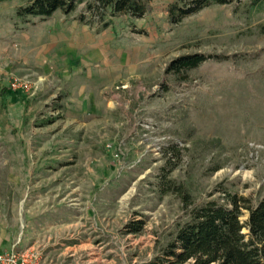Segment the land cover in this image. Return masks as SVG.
Masks as SVG:
<instances>
[{"label":"rangeland","instance_id":"374dc122","mask_svg":"<svg viewBox=\"0 0 264 264\" xmlns=\"http://www.w3.org/2000/svg\"><path fill=\"white\" fill-rule=\"evenodd\" d=\"M175 1L154 0L141 19H108L101 32L89 27L101 33L95 67L61 75L55 62L47 79L13 78L12 90L18 80L31 85L20 96L5 98L0 86V234L12 243L0 256L151 262L188 219L182 197L163 187L170 148L181 157L165 185L184 188L194 207L222 203L224 191L264 200V1L213 6L173 25ZM22 5L2 4L0 27ZM85 9L50 21L79 22ZM196 54L212 58L168 72Z\"/></svg>","mask_w":264,"mask_h":264},{"label":"trees","instance_id":"16d2710c","mask_svg":"<svg viewBox=\"0 0 264 264\" xmlns=\"http://www.w3.org/2000/svg\"><path fill=\"white\" fill-rule=\"evenodd\" d=\"M14 0H0V6ZM23 3L15 12V20L27 23L31 19L43 20L61 12L69 16L86 3L79 15V23L101 32L111 25L108 19L129 16L141 19L151 9L154 0H17ZM239 0H176L169 8V20L173 25L195 16L213 6H227ZM264 0H253L259 5ZM212 57L196 54L174 61L169 73L180 75L195 70ZM171 149V150H170ZM164 167L163 187L166 192L180 195L188 219L180 223L173 239L166 244L154 260L147 264H264V200L257 205L246 198L224 191V201H211L204 205L192 204L184 188L171 184L168 176L177 167L180 150L170 148ZM189 209V210H188ZM248 219L243 222L244 214ZM141 224L132 225V233L140 232Z\"/></svg>","mask_w":264,"mask_h":264},{"label":"crops","instance_id":"0c3cea01","mask_svg":"<svg viewBox=\"0 0 264 264\" xmlns=\"http://www.w3.org/2000/svg\"><path fill=\"white\" fill-rule=\"evenodd\" d=\"M57 13L46 21L35 18L24 24L13 16V20L0 27V86L8 87V91L2 93L5 98L22 95L9 88L13 78L47 79L54 69H59L58 65V69L54 67L55 62L61 64L63 70L72 65L77 67L78 63L89 68L102 63L101 33L93 34L89 26L77 21L52 23L50 20ZM85 52H92L91 58L85 57ZM63 70L61 75L67 71ZM95 78L93 70L89 71L86 79ZM10 241L9 236L0 234V255L10 250Z\"/></svg>","mask_w":264,"mask_h":264},{"label":"built area","instance_id":"2783aa9c","mask_svg":"<svg viewBox=\"0 0 264 264\" xmlns=\"http://www.w3.org/2000/svg\"><path fill=\"white\" fill-rule=\"evenodd\" d=\"M11 87L15 91L28 92L31 85L26 81H15ZM0 264H38V257L32 252L10 251L0 256Z\"/></svg>","mask_w":264,"mask_h":264}]
</instances>
